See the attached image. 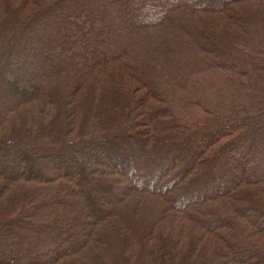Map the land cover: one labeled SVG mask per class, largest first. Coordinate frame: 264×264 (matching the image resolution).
Returning a JSON list of instances; mask_svg holds the SVG:
<instances>
[{
  "label": "trees",
  "instance_id": "1",
  "mask_svg": "<svg viewBox=\"0 0 264 264\" xmlns=\"http://www.w3.org/2000/svg\"><path fill=\"white\" fill-rule=\"evenodd\" d=\"M0 264H264V0H0Z\"/></svg>",
  "mask_w": 264,
  "mask_h": 264
}]
</instances>
